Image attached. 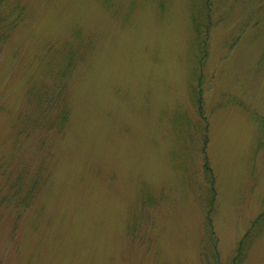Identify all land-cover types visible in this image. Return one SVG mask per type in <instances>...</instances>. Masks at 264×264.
<instances>
[{"label": "rangeland", "instance_id": "rangeland-1", "mask_svg": "<svg viewBox=\"0 0 264 264\" xmlns=\"http://www.w3.org/2000/svg\"><path fill=\"white\" fill-rule=\"evenodd\" d=\"M192 1L0 0V264H264V0Z\"/></svg>", "mask_w": 264, "mask_h": 264}, {"label": "bare ground", "instance_id": "bare-ground-1", "mask_svg": "<svg viewBox=\"0 0 264 264\" xmlns=\"http://www.w3.org/2000/svg\"><path fill=\"white\" fill-rule=\"evenodd\" d=\"M192 2H193V5L190 8V21H191V25H192L191 27L194 30V34H196L197 36H200V32L198 30V27H199V24H200V22H199L200 19L198 21L194 20V11H195L196 6L199 5L200 6V10H201V15L204 16L203 9H206L210 4H212V0H193ZM194 68L196 69V67H194ZM205 141H204V143H205ZM206 147L207 146L203 147V149H207ZM206 158L207 157H205V159ZM205 164H207V162Z\"/></svg>", "mask_w": 264, "mask_h": 264}, {"label": "trees", "instance_id": "trees-1", "mask_svg": "<svg viewBox=\"0 0 264 264\" xmlns=\"http://www.w3.org/2000/svg\"><path fill=\"white\" fill-rule=\"evenodd\" d=\"M214 1L215 0H212V4H210L206 9H203V13H204V16H202L201 15V10H200V7H199V10H200V14H199V16H197V18H196V21H198L199 19H200V24H199V27H198V30H199V32H201V30H202V27H204V26H206V22H207V19L209 20V16H210V12H209V9L211 10L212 9V7H213V4H214ZM261 0H258V2H260ZM260 9H264V7L263 6H259L258 7V10H260ZM208 10V11H207ZM257 15V13H255V16ZM245 240V239H244ZM243 240V241H244ZM240 247H241V244H240ZM240 251H241V253L242 254H244L245 253V250L244 249H242V248H240ZM233 264V263H232Z\"/></svg>", "mask_w": 264, "mask_h": 264}]
</instances>
